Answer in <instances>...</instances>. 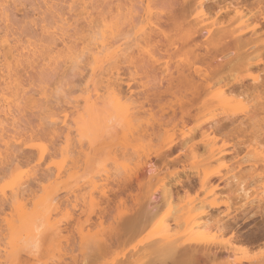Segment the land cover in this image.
<instances>
[{"label":"rangeland","instance_id":"1","mask_svg":"<svg viewBox=\"0 0 264 264\" xmlns=\"http://www.w3.org/2000/svg\"><path fill=\"white\" fill-rule=\"evenodd\" d=\"M146 1L0 0V264H149L158 259L148 251L146 255L143 245L177 235L184 229L177 216L196 207L194 217L202 206L207 213L202 222L209 224L182 237L192 250L206 253L195 251L201 255L199 264H264V204L258 202L264 201V93L250 99L229 95L218 102L213 96H219L231 75L222 71L206 94L213 108L197 120L187 116L184 124L179 119L176 98L181 96L185 107L190 99L185 84L176 94L180 96L161 93L157 103L156 95L179 70L192 73L188 64L196 41L192 45L164 25L175 37L170 47L160 32H153L158 23L178 14L183 0H163L151 22L144 13ZM117 6L122 32L113 44L111 14ZM233 17V12L220 17L193 7L187 20L198 26L215 21V34L221 26H237ZM202 39L197 45L205 46ZM202 45L197 52H204ZM115 49L121 52L111 58ZM94 55L102 62L108 59L102 66L97 62L95 73ZM258 69L232 74L251 86L247 76L257 75ZM3 95L14 101L8 115ZM96 100L102 112H97L93 128L92 108L88 112L84 105L93 107ZM174 109L179 120L173 118ZM233 111L230 116L237 121H222L228 126L224 132L232 135L214 133L217 146L228 145L225 158L206 161L203 147L195 158L190 145L181 147L191 136L200 140L203 132L211 133L214 119ZM83 116L92 123L88 135L77 132L76 121ZM172 141L177 145L169 154L166 146ZM151 169H156L153 179ZM205 171L212 176L204 187L200 180ZM165 185L174 191L172 207L162 204ZM241 186L258 195L255 203L239 198ZM14 192L21 194L22 207L14 203ZM214 201L219 207L210 205ZM149 204L161 206L150 226L132 236L126 223L144 214ZM217 222L227 226L225 231L217 229Z\"/></svg>","mask_w":264,"mask_h":264},{"label":"bare ground","instance_id":"2","mask_svg":"<svg viewBox=\"0 0 264 264\" xmlns=\"http://www.w3.org/2000/svg\"><path fill=\"white\" fill-rule=\"evenodd\" d=\"M146 3L147 4H145L146 8L144 9V13L146 16V20L149 21V20H152L156 16V13L154 12V10H155L154 8H156V7L158 8L159 5H164V4H163V0L160 1V4L158 3V0H147ZM193 7H195L196 10L200 11V13H203V14L208 13V12L212 13V12L216 11V15L220 16V17H226V16H228V14L230 12H233L234 13L233 20L238 21V25L235 27H231V26L226 27V25H225V27H223V28H221L222 27L221 26L220 29L218 28L220 31H218L217 33L214 34L212 32V26H214L216 24L215 21H213L209 25H207L205 23L206 21H202L201 25L198 26L195 23H192V22L187 20V16ZM117 8H118V10L116 9V12H112L113 14H111V22H112V26H113L112 36L114 38L113 40L115 41L113 44H116L115 38L117 39V36H118L117 34H120V36H121V32H122V31H120V30H122L120 28L122 26V25H120L121 21H122V20H120V17H123V16H121V14H122L121 8L119 6H117ZM177 11H178V14H174V15H171L170 17H167L165 19L164 23L163 22L158 23L159 25L156 24V25H158V27L156 29L157 31L154 30L153 32H155V34H156V32H160L166 38L170 47L175 46V43H174L175 37L170 34L172 31L169 33V32H167V30L165 28H161L162 26L164 27V25L166 27H168L167 29H171L175 32L179 31L180 33L184 34L185 38L189 39L188 40L189 43L196 41V44L193 46L194 47L193 50H196V52L191 51V53H194L192 56L193 60L190 61V63L188 64L189 66H190V64L192 65V67L190 66L189 71L190 72H191V70H193V71L191 74L189 73V75L186 76L183 74V72H181L179 70L178 73L180 75H178V77L176 79H171L170 83H168L169 84L167 86L168 88L166 87L167 89L165 91L160 90L161 92L158 93L159 95L158 94L156 95V97H157V98L155 97L156 102H157L158 98L165 95V93H168V94L171 93L170 95L176 96V97L180 96V95H176V94H180L179 92H181V90H182L181 86L183 84H185L186 87L188 88L187 91H189L188 94L190 93L189 94L190 97H188V96H186V97L190 98V99L188 100L187 106L185 107L186 104L183 102V100H182L183 98H181V96L176 98V100H177L176 104H179V106H180L179 108L182 112V113L180 112L181 116H179V119L184 122V120L188 116V118L190 120H192V119L197 120L195 118L198 117V115L200 116V114L202 112H204V111H206L212 107L211 102H213V101L206 99V94L209 90H211V87H212L211 80L215 79L217 74L221 73L222 71L226 72L228 74H231L229 76L230 82H228V84L225 85V88H222L219 90V92H220V93L218 92L219 96H215V95L213 96V98L215 100L217 99L218 102H224V101L226 102V100L229 99L228 98L229 95L239 96V97H243V98H247V99L248 98L250 99V97L253 96V94H257L258 98L261 97L260 94L264 93V68H263L264 67V58H263V56H264V39L263 38L264 37H262L264 35V32L263 33L261 31L258 32V30L260 28H262L261 30L263 31V27H264V0H183ZM114 13H116V14H114ZM149 22H151V21H149ZM118 32H120V33H118ZM204 32H205V34H203ZM260 32H261V34H259ZM200 35L203 37V39L205 38V40L203 42V44L205 46H203L202 44L197 45V42H199V39L202 38V37L200 38ZM185 38H183V41ZM190 44H192V43H190ZM190 44H188V45H190ZM199 45H202V46H200L202 48L205 47L203 53L197 52L198 48L195 49L196 46L199 47ZM100 46H102V48L105 49V47L108 46V41H106V40L103 41V43H101ZM117 49H119V48H117ZM117 49L113 50V53H111V55H110V56H112L111 58H114V57L117 58V56L119 55L118 52H121V50L117 51ZM97 50H100V48ZM99 52L101 54V51H98V54H97L98 56L100 55ZM98 56H96V55L93 56L94 61L96 60V63H95L96 65H97V62H99V61H100V63H98L99 66H100V64L102 66L103 65L102 63H106L108 61V59L106 58L107 59V60L105 59L106 62H102L101 60H103V58H99L100 56L99 57ZM170 56L171 55H169V57ZM197 63H201V64L205 63L206 68L202 69V67L196 66V65H198ZM201 64H199V65H201ZM99 66L95 67L93 69L94 73L97 72ZM101 68H103V67H101ZM192 68H194V69H192ZM255 68H259V69L262 68V69L260 70V72L257 75L249 74L247 76V78L251 79L253 82L252 83L253 85H251V86L245 85V82H244L245 78L242 79V78L236 77L234 75V74H236L235 73L236 71L243 69L244 71L246 70V72H252V71H254ZM232 73H234V74H232ZM195 76L197 78L199 77L200 80L196 81L197 78L195 79ZM184 89H186V88H184ZM161 93L162 94L164 93V94L160 96ZM168 94H166V95H168ZM216 95H217V93H216ZM154 96H155V94H154ZM2 100L5 103V106H4L5 107L4 113L5 114L4 115H8L9 113L12 112L11 108H12V104L14 103V101H12L9 97L6 98L4 95L2 96ZM159 101H160V98H159ZM93 103H92L93 107H91L89 104H88L89 106L87 104L84 106H85L86 110H88L87 109L88 107H89V109L92 108L90 110V113L92 111V114H89V115H91V117H90L91 122H92V120H93V122H95V125H94L95 127H93V128H96L97 124H98V123H96L97 122V116L100 115L102 111L99 109L101 107L98 106V105H100L99 104L100 102L98 103V100H96L95 102L93 101ZM159 104L161 105L162 103H159ZM160 105H158V106L160 107ZM165 105L166 104H164L163 107H165ZM214 106H216V105H214ZM161 108H162V105H161ZM98 109L100 112L98 111ZM78 110H80V109H78ZM102 110L104 112L106 111V109H104V107ZM119 111H121L123 113L122 110L119 109ZM172 111H173V115H174V116L172 115L173 118L178 119V118H176L177 111L175 109ZM78 112H80V111H78ZM88 112H89V110H88ZM88 112H86V114ZM97 112L100 114H97ZM194 112H195V114H194ZM234 112L235 111H233L231 114L228 113L229 116H227L223 119H217V120L214 119V121H213L214 130L211 132L213 134L212 138H210L211 133L208 131H205L201 134L202 137L200 140H195L196 139L195 136H191L188 139V141L187 140L185 141L186 143L183 142L181 147H184L185 145L186 146L190 145V146H188V149L190 147L191 150H189V151L194 152V153H191L192 156L194 154V158L198 154V153L196 154L195 151L198 150L197 152H199L200 148L203 147V149L206 150V161H208V159H212L213 161H215V159L220 160L225 155L227 156V154L229 152L226 151V147L228 145L223 144V146H221V147L217 146V140L219 138L214 133H216V132L218 133L221 131L224 132V130L227 131L226 130V128L228 127L227 124L222 122V121H224V119L229 120V122L232 124L234 123V120L237 121L236 118H233L232 116H230V115H235V114H233ZM87 116H88V114H87ZM78 118H80V117H78ZM83 118H85V116H83L80 121L79 120L76 121L77 132L80 135L81 134L86 135L87 133L89 134L88 130L90 129V126L93 123L92 122L90 125L89 123L86 122L87 118H85L86 121ZM94 118H96V119L94 120ZM173 118H169L170 123H171V121H173L172 123H175V120H173ZM198 119H199V117H198ZM89 120L90 119L88 118V121ZM188 122H189V120H187V123ZM206 123H210V122L207 121ZM165 124H166V122H165ZM184 124H185V122H184ZM0 125H2V123H0ZM183 127H184V125H183ZM0 132H1V129H0ZM224 133H227V134L230 133L231 134V132H224ZM172 142L173 143L169 142V144H167V146H166L167 147L166 152H169V154H170V152L173 151V147L174 146L176 147V145H177V144H174V141H172ZM175 143H176V141H175ZM186 146H185V148H186ZM175 147H174V149H175ZM181 149H184V148H181ZM195 154H196V156H195ZM157 155H159V154H157ZM207 155H209V158H207ZM0 157H1V155H0ZM212 160H210V161H212ZM250 161L251 160H249V162ZM252 162L253 161H251V163ZM244 163H246V162H244ZM254 165H257V163L255 162ZM149 172H151V175L152 174L154 175V173H156V169H151ZM153 175L150 176L149 178L153 179L154 178ZM215 175H217V174H215ZM211 176L212 175L210 173L208 174V171H205L203 178L201 177L202 180H200L201 185L206 186L207 182L211 179L210 178ZM137 181H139V180H137ZM140 182H138V186H139V184H141ZM149 184H151V182H149ZM18 187L16 189L17 191H18ZM141 187H143V186H141ZM215 189L216 188H212L209 192L214 194L216 191ZM263 189H264V187H263ZM185 192H188V191H185ZM187 194H190V193L188 192ZM238 194H239V198L249 200V203H251V204L255 203L258 199L257 194H254V193L251 194L243 186H241L238 189ZM19 195H21V194H18L16 192H14V195H13L14 203L16 202L17 205L21 201V200L19 201V197H20ZM20 198H22V197H20ZM173 198H174V191L172 190V188L165 185L162 192H161L162 204H165L168 207H172L174 204ZM154 199H155L154 195L150 194L149 201L152 202V201H154ZM262 201L261 200L258 201L260 203V205L258 204L260 207H262L261 204H264V201L263 202ZM21 203L22 202H20V207H22ZM210 205L212 207H219V205L216 203V201L211 202ZM160 206H161L160 204L159 205L158 204H154V205L149 204L147 206L144 214H142L140 217L138 215L132 216V218L129 220V222L126 223L129 231H131L130 233H132V236H133V234H134V236H135V234L136 235L138 233L140 234L142 231L147 229L148 226H150V224L154 220V217L156 216L157 211L159 210ZM20 207H18V208H20ZM202 207H200V209L202 208V212H200L198 215H196L194 217H192L191 212L193 210L195 211L196 207H193V208L189 207L187 209L188 210L187 212H185V213L183 212L182 214H180L179 215L180 217L177 216L178 217V218H176L177 222L178 221L182 222V224H184V229L181 232L177 233V235L166 236V239L164 238L165 241H163L164 239H162V241L158 242V244L154 243L157 246L156 245H143V246H147V247H145L146 250H144L145 251L144 253H146L148 251V253H150V254H154V255L156 254L155 258L158 259L159 264H197L200 261L199 257L201 255L200 256L197 255L196 252L197 253L199 252L200 254H204L205 252H202V251L200 252V250L199 249L197 250V248H194L192 250L189 247V245H191L190 244L191 242L190 243L182 242V240H183L182 237L190 236V235H192V233H194L196 228H202V227H205L206 225L209 224L208 222H205V221L202 222L204 220L203 218L207 217V216H205L207 214L206 213V207L205 206H202ZM25 217L26 216L23 215V217H22L23 221L25 220ZM197 219H199V220H197ZM220 221H222V220H220ZM24 222H27V221H24ZM164 223H165V220H164V222L159 223V225L156 226L155 229L162 227V225ZM218 224H220V223L217 222V225ZM225 228H227V226L225 224H222V223L217 226V229H219L220 231H225ZM128 236H131V235H128ZM149 251H151V252H149ZM205 254H204V256H206ZM146 255H147V253H146ZM134 256H136V255H134ZM134 256H132V257H134ZM153 260L154 259H152L149 262V264L150 263L152 264ZM155 261H157V260H155ZM155 261H153V262H155ZM141 262L138 263V261H137L136 264H140ZM154 264H156V263H154ZM232 264H234V263H232Z\"/></svg>","mask_w":264,"mask_h":264}]
</instances>
